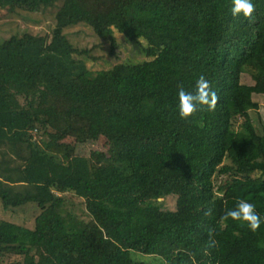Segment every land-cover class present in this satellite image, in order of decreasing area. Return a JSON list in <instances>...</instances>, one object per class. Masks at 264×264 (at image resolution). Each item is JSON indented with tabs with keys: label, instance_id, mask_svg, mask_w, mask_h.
I'll return each instance as SVG.
<instances>
[{
	"label": "trees",
	"instance_id": "1",
	"mask_svg": "<svg viewBox=\"0 0 264 264\" xmlns=\"http://www.w3.org/2000/svg\"><path fill=\"white\" fill-rule=\"evenodd\" d=\"M252 2L245 19L232 0H0L6 17L55 16L50 36L0 39V205L37 213L32 229L0 220V264H146L134 250L264 264V222L219 220L245 199L264 221V126L241 87L244 74L264 82V0ZM80 25L111 55L115 32L143 38L155 67L89 70L64 35ZM201 74L220 100L181 119L177 89Z\"/></svg>",
	"mask_w": 264,
	"mask_h": 264
},
{
	"label": "rangeland",
	"instance_id": "2",
	"mask_svg": "<svg viewBox=\"0 0 264 264\" xmlns=\"http://www.w3.org/2000/svg\"><path fill=\"white\" fill-rule=\"evenodd\" d=\"M54 27L55 16L53 14L21 13L16 17H6L3 12L0 13L1 40L25 32L33 35L50 36ZM64 35L76 48L89 51L85 63L87 68L93 72L110 69L117 64L138 65L146 63L148 69L155 67L153 61L145 56L146 42L141 37L137 41H129L122 34L115 32L116 49L111 55L109 42L95 35L88 26L80 25L67 28L64 30ZM241 87L247 96V110L253 118L255 127L260 131L264 126V82H257L249 75L244 74L241 77ZM73 201L78 204L76 200ZM164 208L174 210L172 197L167 199ZM34 210H36L35 205H28L23 210L13 214L3 211L0 205V220L10 221L32 229L34 218L37 215ZM159 253L160 250L150 254L143 250H134L132 257L135 261L146 264H162Z\"/></svg>",
	"mask_w": 264,
	"mask_h": 264
},
{
	"label": "clouds",
	"instance_id": "3",
	"mask_svg": "<svg viewBox=\"0 0 264 264\" xmlns=\"http://www.w3.org/2000/svg\"><path fill=\"white\" fill-rule=\"evenodd\" d=\"M234 18L243 17L250 19L255 12V5L252 0H232L230 9ZM220 100L219 95L213 90L210 81L203 74L199 75L195 81L194 90L187 91L181 85L177 89V108L181 119L191 118L202 108L214 110ZM206 216L211 215V209L205 210ZM220 222L229 220L240 222L242 226H247L252 232L260 229L262 217L258 213L254 203L245 199H239L234 207L226 209L219 218ZM209 247H215L214 230L208 232Z\"/></svg>",
	"mask_w": 264,
	"mask_h": 264
}]
</instances>
